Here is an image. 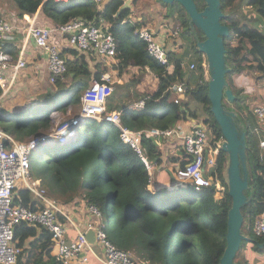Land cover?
<instances>
[{
	"label": "trees",
	"instance_id": "trees-1",
	"mask_svg": "<svg viewBox=\"0 0 264 264\" xmlns=\"http://www.w3.org/2000/svg\"><path fill=\"white\" fill-rule=\"evenodd\" d=\"M158 1L167 8L166 18L174 27L180 28L179 36L183 42L181 56L177 57L168 50L169 60L174 66L171 72L148 53L145 42L135 32L140 23L124 20L128 9L116 14L122 0H111L104 10L97 9L94 0H12L19 17L39 11L51 21L52 26L59 27L76 18L94 20L102 16L117 44V64L114 66L119 73L129 65L148 67L154 73L158 79L157 90L144 98L142 109H126L121 113L123 125L133 129H169L188 116L199 120L207 128L212 142L224 139L208 99V79L203 75L204 52L197 46L205 39L204 33L190 20L180 3ZM194 1L198 10L204 8V0ZM236 1L220 0L221 10L233 7ZM254 1L257 13L264 17V0ZM221 22L229 26V35L223 37L225 66L228 69L225 81L234 95L232 102H228L223 95L222 104L226 111L234 113L232 122L244 133L247 171L241 231L249 239L240 242L234 261L239 264H264L261 254L253 257L245 250V255L241 253L248 241L264 244V234L256 235L251 229L264 210V148L260 146L264 128L247 104L244 88L235 84L233 79L237 74L247 73L264 86V32L242 23L234 14L223 13ZM68 52L73 55L67 59L66 72L71 84L66 87L64 82H51L54 88L46 94L48 98L36 106L38 111H33L31 106L24 111L17 110L14 118L8 117L7 122L0 126L7 133L18 140L48 133L52 109L47 110V102L54 99L53 105L65 111L68 105L79 103L89 80L99 79L103 66H98V71L92 75L87 54L74 49ZM189 53H192L190 60L194 64L192 71L198 72L199 80L192 86L188 85L184 102L169 101L167 89L182 79V62ZM19 76L20 72L16 83ZM1 91L0 87V94ZM82 125L84 130L81 131L80 127L72 142L47 145V149L45 146L34 150L29 156V174L41 177L51 197L64 206L81 194L87 203L100 209L103 219L105 210H108V219H102V228L110 242L124 250H135L151 264H218L226 246L227 215L231 206L225 172L228 153L221 144L214 162L205 169L207 177L213 181L211 185L196 190L188 182L185 187L167 188L166 185L153 184V175L149 182L147 169L141 167L142 159L128 143L121 140L114 123L88 118ZM256 127L259 132H256ZM154 139L146 134L141 139L144 156L151 164L153 161L160 163L163 157ZM44 152L46 154L42 155ZM186 157L189 159L190 155L182 147L177 167L183 166ZM176 170L172 171L175 173ZM217 181L224 187L221 199L214 194ZM187 187L190 188L188 192L185 190ZM29 197L27 190L17 187L12 197L13 204L33 206ZM14 240L23 247L17 264H56L55 240L47 229L20 222L14 227Z\"/></svg>",
	"mask_w": 264,
	"mask_h": 264
},
{
	"label": "built area",
	"instance_id": "built-area-1",
	"mask_svg": "<svg viewBox=\"0 0 264 264\" xmlns=\"http://www.w3.org/2000/svg\"><path fill=\"white\" fill-rule=\"evenodd\" d=\"M68 2L69 0H55ZM97 9L106 0H94ZM131 17V16H129ZM129 22L133 21L128 18ZM107 21L102 17H95L94 20H85L83 18L73 19L65 24L50 26L47 28L35 21L33 14H26L22 17L20 23H12L0 15V113L3 112L5 99L11 94L17 80L19 72L27 65L25 60V41L32 40L38 50L46 57V69L48 79L54 83L62 81L66 77L68 56L61 50L59 45L53 40L57 34L66 39L68 46L76 50L94 56L99 61L111 66L117 52V44L111 31L107 30ZM139 38L145 42L148 53L154 56L166 68L169 66V54L165 44L161 42L154 30L147 26H141L135 29ZM24 33L25 41L19 50L17 60L13 59L5 50L8 42L14 39V34ZM171 37L178 36L180 29L167 32ZM205 63V62H204ZM205 65L208 66L206 62ZM204 65V67H205ZM193 68L194 64H190ZM208 69L205 68V78L208 79ZM113 81L110 74L104 72L98 80L93 79L80 97V108L78 115L74 117H62L58 124L52 129V139L58 144H67L74 134L76 128H79L88 118H95L98 121H111L119 129V135L123 142L128 143L142 159L145 168L152 178L153 165L144 156L141 139L146 135L171 136L176 135L182 141L190 158L178 167L174 173L176 186H187L190 184L200 190L213 183L207 177L206 170L217 157L219 143L211 141L207 128L204 125L193 127L189 132L182 133L176 129H133L123 125L121 121V112L106 109V101L112 93ZM167 92L183 94L186 92L184 84H172ZM178 102V98L173 99ZM144 100L134 104L135 109H142ZM253 113L261 127L264 128V102L257 103L253 107ZM70 107L66 113L70 112ZM61 111H54V115H61ZM53 115V116H54ZM259 132V128H255ZM225 141V139H223ZM49 141L48 135H37L28 139L18 140L13 135L7 133L0 127V264H17L19 256L22 254L23 247L16 244L14 240V227L20 222H26L29 225H38L39 228H45L52 233L55 240V260L56 264H81L88 263L90 256L94 257L100 264H150L148 260H139L128 250H123L115 246L107 238L101 224L88 222L86 227L79 229L72 216H70L55 199L49 196L47 190L42 186L41 179H33L29 170V156L34 150H38L42 145ZM260 146L264 148V139L260 140ZM22 181L24 187L28 190L33 206L13 204V194L17 188L16 182ZM215 197L221 199L224 187L217 181L215 182ZM150 188V185H149ZM90 214L95 217H101L100 209L93 204H87ZM60 216L64 217L62 220ZM249 227V226H248ZM74 228L76 234L68 239V230ZM93 229L95 243L98 244L103 254H98L93 249L86 238V232ZM256 235L264 234V210L260 212L259 217L254 221L251 228Z\"/></svg>",
	"mask_w": 264,
	"mask_h": 264
},
{
	"label": "crops",
	"instance_id": "crops-1",
	"mask_svg": "<svg viewBox=\"0 0 264 264\" xmlns=\"http://www.w3.org/2000/svg\"><path fill=\"white\" fill-rule=\"evenodd\" d=\"M122 1L124 2L125 0H122ZM155 1H156V3L154 4L156 7L155 11H153V8L148 7L142 13L137 14L132 9L134 8L132 6L133 0H130L131 5H129V7H125L124 10L132 9V11L128 14L127 17L131 16L129 18H132L138 21L140 23L139 27L147 26L151 28L152 30L156 29L154 31L156 33L157 38L161 42H163V44H165L166 48L169 51H172L174 55H176L177 57L181 56L182 54L181 51H183V42L181 41L179 36H175L174 38H172L167 33L168 31H170L168 29L169 28L168 25L166 24L167 22H169L168 21L169 19L168 18L166 20L161 19L163 15L165 16L167 8L161 5V3L158 0H155ZM238 2L239 0L236 1L235 7L238 5ZM250 2L251 0H245V6L255 11L256 10L255 6L251 5ZM2 5L3 4L0 3V15H3L6 20L8 19L12 23H20L22 25V17L18 16L19 11L17 10V8H15L13 2H10V5H9L11 6L10 9L13 12H10L11 11L10 9L6 8V6L3 7ZM230 10H231V13H233V8H231ZM33 15L35 16V21L38 24L44 25V26H52L51 21H49L48 19L43 17L41 14H39V11H37ZM234 15L239 17L238 13L236 12L234 13ZM148 17H151V19H147ZM263 25H264V22H263ZM175 29H177V27ZM13 40H12L13 42L11 43L8 42L6 44L5 50L12 57L13 59L12 63L14 64V62L17 60L19 56V50L21 48V45L25 41V34L24 33L14 34ZM53 40L59 45V47L65 53V55L69 56L68 58L73 56L72 53L68 52V50L69 49L76 50V49L68 46L65 41L66 39L64 40L63 37H60L59 35L56 34L53 37ZM25 44H26L25 60L27 62V65L24 69L20 71V76L18 77L19 80L17 81V83H15L16 85L15 91H17L18 90L17 87L20 88V84H22V85H25L24 87L27 88L26 93L28 94L21 93V90L19 91L20 94L16 93V95H18L19 97L24 96L26 99L24 102L22 100L21 103L15 102L13 109H10L13 111H17L20 109L26 110L27 108H29V106H31L32 104L31 102L38 100L41 94L43 93L47 94L50 90H53L54 88V87L47 88L45 84L44 78L45 79L49 78L48 71L46 69L45 55H43V53L36 48L32 40L25 41ZM191 55L192 53L187 54L186 56L187 60L184 59V61L182 62V67H183L182 79L174 83V84H178V83L184 84L186 86V89L188 85L192 86L196 81L199 80L198 72L192 71V68L190 67V64L193 63L190 60ZM87 58H88L87 59L88 66L90 70L92 71V75L98 71L99 69L98 66H101V68L103 66V70H101L102 73L106 72L110 74V77L113 81L114 89L109 96H111L113 93L115 94L116 92V96L118 95L117 97L118 100H116L115 104L113 105L111 104L110 97L108 98L107 103H106V109L108 111L116 110L122 113L126 109H132L136 102L140 100H144L146 96L151 95L157 90L158 79L148 67L143 68V67H139L135 65H129L124 71L119 73V71L114 66V64L115 65L117 64L116 58L112 62H110L111 66L100 62L99 59L95 58L94 56L87 55ZM96 63H98V65H96ZM173 68H174L173 63L170 62L169 60V66L166 69L169 72H171ZM64 78L65 79L62 80L61 82H64L65 86L67 87L71 84V81L69 80L68 77H64ZM233 79H234L235 84L242 86L244 88V93L247 95V99H248L247 104L251 108L257 103H263L257 100H254L252 102L250 101L251 99L250 97L254 96L257 93L262 94V91L264 90L263 89L264 86L262 84H258L259 81L256 82L253 79V76L247 73H241V74L235 75ZM91 81L89 80L88 86ZM120 86H122L124 89L119 90ZM186 94H187L186 92H184L183 94L172 92L171 95H169V98L167 100L173 101V99L177 97L178 102H184L186 100ZM9 96H11V94ZM72 107L75 113L71 117H74L78 115L79 113L80 102L76 104H70V109ZM199 125H203V124L199 120L190 118L187 116L185 119H181L177 121L176 125L172 127L171 129H176V130H180L182 133H187L193 127L199 126ZM138 129H149V128H138ZM153 138H155L154 140H155V143L158 145L157 147H159V150H161V152L163 153L161 162L156 163L155 161H153V164H152L153 165V168H152L153 184H156V185L160 184V186L166 185L167 188H173L175 186H171L174 184L172 182L173 177L171 176V173L174 174L172 170L175 168H178L177 166L180 163L177 157L180 154H182V147H181L182 141L179 140V137H177L174 134L171 136L157 135V136H153ZM187 160H188L187 157L183 159V163L187 162ZM37 179H41V178H37ZM42 186L46 189V187L43 184ZM17 187L20 189L27 190L24 187H21L19 185H17ZM49 196L51 195L49 194ZM81 196H82L81 194H79V196H75L73 201L63 206L65 211L70 216H72V219H73L72 221H74L75 225L81 230H83L86 227L89 221L92 222L93 224H101L98 220L100 217H95L94 215L90 214L88 210V206H87V204L89 203H87L85 199ZM15 205H22V204H15ZM75 234H76V230H74V228H70L67 234L68 239L71 240ZM260 246L262 245L260 244ZM100 251L101 252H98L95 250V252H97L98 254H103L101 247H100ZM128 251H131L134 254L132 250H128ZM251 253L247 252V254H251ZM142 260H147V259L142 258ZM87 264H100V263L94 257H91Z\"/></svg>",
	"mask_w": 264,
	"mask_h": 264
},
{
	"label": "water",
	"instance_id": "water-1",
	"mask_svg": "<svg viewBox=\"0 0 264 264\" xmlns=\"http://www.w3.org/2000/svg\"><path fill=\"white\" fill-rule=\"evenodd\" d=\"M110 1H104L100 6L101 9L104 10ZM161 1L165 3L174 1L180 3L189 15L190 20L198 26L205 36V39L198 42L197 46L208 57V99H210L211 111L225 139L222 148L228 153L229 160L228 193L231 197V206L227 215L226 246L218 264H239L234 261V257L239 249L240 242L243 239H249L241 231L243 224L241 208L246 202L244 191L247 187V178H242L240 174L242 154L244 153V133L241 132L240 137H237L222 104L223 95H225L228 102L234 100V95L231 89L226 87L225 81L228 69L225 66L223 37L229 35V26L221 22L223 13L220 0H204L205 6L202 10L197 9L194 0ZM129 5L130 0H125L119 7L117 15ZM46 27L50 28V26ZM233 114V112H230L231 118H233ZM171 176L174 183L171 186H175L178 181H176L173 173H171ZM85 235L91 244L95 243L93 229H89Z\"/></svg>",
	"mask_w": 264,
	"mask_h": 264
},
{
	"label": "rangeland",
	"instance_id": "rangeland-1",
	"mask_svg": "<svg viewBox=\"0 0 264 264\" xmlns=\"http://www.w3.org/2000/svg\"><path fill=\"white\" fill-rule=\"evenodd\" d=\"M10 2H12V0H0V3L1 4H3L2 6L4 7V6H6V8H8V9H10L11 8V6H9L10 5ZM253 2H255L254 0H251V5H253L254 3ZM156 3V1L155 0H133V2H132V6L135 8H132L133 10H134V12L135 13H137V14H140V13H142L144 10H146V8H148V7H150V8H153V11H155L156 10V7H155V4ZM14 4V3H13ZM122 5V4H121ZM130 5H131V2H130ZM255 5H257V3L255 4ZM254 5V6H255ZM15 6V5H14ZM155 7V8H154ZM15 8H16V6H15ZM231 8H233V13H231ZM231 8H229V9H224L223 11H222V13H225V14H234L235 12L236 13H238V15H239V19L241 20V22H243V23H247V24H249V25H251V26H255V27H257V28H259L260 30H262L263 32H264V25H263V22H264V17L263 16H261V15H259L258 13H257V11L255 10V11H253V9L251 10L250 8H248V7H246L245 6V0H239V2H238V5L235 7V5L233 6V7H231ZM132 9L131 10H127L126 12H125V15H124V19L126 20V19H128L129 17H127L128 16V14L132 11ZM11 10V9H10ZM124 10V9H123ZM158 10V9H157ZM10 12H13L12 10L10 11ZM3 16V15H2ZM147 19H151V17H148ZM161 19H163V20H166L167 18H165V16L163 15V17L161 18ZM8 20V19H7ZM160 20V19H159ZM9 21V20H8ZM134 21H136L135 19H133V21H131V22H134ZM169 22H167L166 24L168 25V29L169 30H171V31H175L176 29V27H174L173 26V24H172V22L170 21V20H168ZM161 22H163V21H161ZM154 30H156V29H154ZM180 34V33H179ZM179 36V35H178ZM172 38H174V37H172ZM179 38H180V36H179ZM64 39V38H63ZM65 40V39H64ZM63 41V40H62ZM66 41V40H65ZM66 44L68 45V43H67V41H66ZM204 58H206V60H207V62H208V57H207V54H205L204 53ZM185 60H187V59H185ZM205 68H207L208 69V66L207 65H205ZM209 74V73H208ZM207 74V75H208ZM205 76V75H204ZM254 79V78H253ZM44 80H45V84H46V87L47 88H50V87H52V85H51V82H49V80L48 79H45L44 78ZM258 84H261L260 83V81L258 82ZM257 84V85H258ZM25 85H22V84H20V88H18L17 87V91H15V88H16V85H14V88H13V90H12V92H11V96H8L6 99H5V102H4V109H3V113L4 114H1L0 115V126H3V124L4 123H6L7 122V118L8 117H12V118H14V114H15V111H13V110H10V109H13V107H14V104H15V102H22V100H23V102L25 101V97L24 96H21V97H19L18 95H16V93L17 94H20L19 93V91L21 90V93H25V94H28V93H26V90H27V88L26 87H24ZM262 86V85H261ZM263 88V87H262ZM124 88L122 87V86H120V88H119V90H123ZM246 89V88H245ZM264 89V88H263ZM118 90V91H119ZM117 91V92H118ZM264 91V90H263ZM262 91V94L261 93H257V94H255L254 96H252V97H250L251 99H250V101L252 102V101H254V100H257V101H260V102H264L263 101V99H264V92ZM36 93V92H35ZM16 95V96H15ZM116 92H115V94L113 93L111 96H109L110 97V101H111V104H115V102H116V100H118L117 99V97H118V95L116 96ZM46 98H48L47 96H46V93H43V94H41V96L38 98V100H41V101H34V102H31L32 104H31V108H33V111H38L39 109H37L36 108V106L38 105V104H41V102L42 101H45L46 100ZM247 101H248V99H247ZM47 103H49L48 105H45V106H47V110H49V109H55L56 107V105L54 104L53 105V103H54V99L53 100H50V102H47ZM75 110V109H74ZM24 111V110H23ZM225 112H226V114H227V116H228V118H229V122L231 123V125L233 126V128H234V130H235V132H236V135H237V137L239 138L240 137V134H241V131L237 128V126H235V124H233V122H231L232 121V118H231V115H230V112H228V111H226L225 110ZM75 112L73 111V107L71 108V110H70V112L69 113H66V112H62L61 113V115H54L53 113H51V115H50V118H51V122H50V127H49V129H48V133H46L47 135H48V138H49V142L52 144L54 141H55V144L57 145L58 143H56L57 141L54 139V141H52V136H51V132H52V129H54V127H56V125L58 124V121H59V119H61L60 118V116H62V117H65V116H67V117H70V116H72L73 114H74ZM54 115V116H53ZM99 123H96V125H98ZM81 127V131H83L84 130V128H83V125H81L80 126ZM27 138V137H26ZM28 139V138H27ZM224 140L223 139H221V140H219L218 141V143H219V145L221 144V146L224 144ZM46 149H47V146H46ZM46 149H44V150H46ZM48 151V150H47ZM46 151V152H47ZM46 153L44 152V153H42V155H45ZM244 154V153H243ZM242 154V161H241V166H240V174H241V177L242 178H247V171H246V168H244V166H245V163H244V155ZM141 167L142 168H145V165H144V163H142L141 162ZM146 169V168H145ZM229 169V160L227 161V167H226V170H225V172H226V174H227V176H228V170ZM31 177L33 178V179H37V178H41V177H37V176H33L32 174H31ZM16 184L17 185H19V186H22L23 185V183H22V181H20V180H18L17 182H16ZM185 190L188 192L189 190H190V188H185ZM58 203H60L59 202V200H56ZM107 215H108V210H105V212H104V216H105V219H103V217L101 216L98 220H99V222L102 224V221L103 220H106V219H108V217H107ZM103 219V220H102ZM135 243H137V246H139V243H138V241H136ZM93 247H94V249L96 250V251H98V252H101L100 251V247L97 245V244H94L93 245ZM244 250L245 251H247V252H252L251 254H252V256L254 257V256H257L256 254H261L262 256H264V244L262 245V246H260V244H257V243H254V242H247L246 243V245H245V247H244V249L242 248L241 249V253L242 254H244ZM133 252H134V255L136 256V258L137 259H139V260H142V257H140L138 254L139 253H137L135 250H132ZM245 255V254H244ZM246 257V256H245ZM91 258V257H90Z\"/></svg>",
	"mask_w": 264,
	"mask_h": 264
},
{
	"label": "clouds",
	"instance_id": "clouds-1",
	"mask_svg": "<svg viewBox=\"0 0 264 264\" xmlns=\"http://www.w3.org/2000/svg\"><path fill=\"white\" fill-rule=\"evenodd\" d=\"M125 20V19H124ZM123 20V21H124ZM126 20H128V19H126ZM137 29V28H136ZM68 56V55H67ZM205 63L207 62V60H206V58H205V61H204ZM205 65V64H204ZM208 72H209V67H208ZM209 78V77H208ZM56 107V106H55ZM68 107H70V105H68L67 106V108ZM67 108H66V110H67ZM66 110L65 111H63L61 108H58V107H56L55 109H52V110H50V115H51V113H53L54 111H58V112H66ZM80 128V127H79ZM79 128H76V130H75V132H74V134L72 135V137L69 139V142L68 143H70V142H72L73 141V139L75 138V136H76V132H77V130L79 129ZM39 135H47V134H39ZM52 141H54L53 139H52ZM57 143V142H56ZM53 144H55V141L51 144L49 141L48 142H46L44 145H42L40 148H38V150L40 149H43V148H45V146H51V145H53ZM59 145H61V144H59ZM175 176V175H174ZM41 183H42V180H41ZM174 188V187H173ZM54 199V198H53ZM60 204V203H59ZM61 205V204H60ZM63 205V204H62Z\"/></svg>",
	"mask_w": 264,
	"mask_h": 264
},
{
	"label": "bare ground",
	"instance_id": "bare-ground-1",
	"mask_svg": "<svg viewBox=\"0 0 264 264\" xmlns=\"http://www.w3.org/2000/svg\"><path fill=\"white\" fill-rule=\"evenodd\" d=\"M235 131V130H234Z\"/></svg>",
	"mask_w": 264,
	"mask_h": 264
}]
</instances>
